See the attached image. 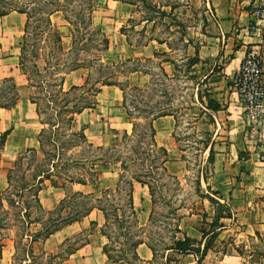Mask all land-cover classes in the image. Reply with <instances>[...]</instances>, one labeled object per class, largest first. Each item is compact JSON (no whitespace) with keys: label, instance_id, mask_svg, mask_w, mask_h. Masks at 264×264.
<instances>
[{"label":"crops","instance_id":"obj_1","mask_svg":"<svg viewBox=\"0 0 264 264\" xmlns=\"http://www.w3.org/2000/svg\"><path fill=\"white\" fill-rule=\"evenodd\" d=\"M94 2L93 21L99 8H104L106 15L112 17L99 18L104 31L109 29V23L113 21L120 23L121 27L123 21L130 20L134 13V5L128 3L116 0ZM202 4L206 27L203 41L197 47V58L201 66L208 67L210 71L215 67L219 69V72L213 75L214 81L225 86L229 84V87H225L228 90L224 101L226 109L222 111L225 116L224 124L228 125L223 129L226 130L224 133L228 138L217 144L210 143L214 154L213 170L210 178H200V183L198 182L206 189L201 202L193 209L175 208L174 240L182 241L188 238L194 242V247H199V252L182 254L166 250L167 253L160 260L161 264H264V169L260 168L264 167V107L257 118L248 116L240 104L237 92L230 84L247 50L257 48L262 69L261 84L264 88V21L253 17L256 7L264 8V0H202ZM110 9L115 13H111ZM25 22L26 16L18 12H10L0 17V83L9 82L18 96L11 108L0 107V136L6 134L0 149V191L8 188L7 176L14 167L16 155L36 147V106L27 98L30 86L27 76L19 66ZM50 24L54 35L60 37L64 49L70 50V27L62 13H52ZM251 25L256 29L250 30ZM122 29L111 32L108 38L106 36L108 49L105 59H110V55L120 56L125 51L128 53L125 59L143 55L142 50L127 44ZM87 75L88 70L84 68L69 73L64 79L63 89L66 91L73 86H82ZM66 85L68 86L65 89ZM123 110L122 92L115 86H103L96 98L95 107L85 110L97 114L95 117L90 114L94 120L81 129H76L77 117L85 112L83 111L75 118L74 131H83L88 143L96 147L117 146L124 134L131 130ZM36 123L40 125L38 117ZM152 126L156 145L167 151V161L164 165L167 173L180 178L184 174V164L171 154L175 145L172 138L175 127L173 116L157 118L152 122ZM39 131L35 145H38ZM118 164L99 166L108 170L111 175L114 173L115 178L109 182L102 178L101 172L94 185L66 184L62 188H54L49 182H44L37 194L41 207L46 212H52L61 200L73 194L98 195L103 190L113 191L121 173ZM245 165L249 166V174H244L240 169ZM136 201L142 205L139 209L136 208ZM132 203L138 226L144 230L151 203L146 186L133 183ZM217 203L227 210L229 217H221ZM146 205L148 210L145 209ZM138 210L145 218L142 224ZM87 218L90 227L96 224V232L89 236L88 241L68 252L61 264H126L113 263L103 253V246L107 244V238L102 234L105 218L98 209H93L80 221L64 226L45 241L74 224L78 226L77 231L85 229L83 220ZM205 246L206 253L202 254ZM136 255L137 261L134 264L156 262L154 252L144 240L137 246Z\"/></svg>","mask_w":264,"mask_h":264},{"label":"rangeland","instance_id":"obj_2","mask_svg":"<svg viewBox=\"0 0 264 264\" xmlns=\"http://www.w3.org/2000/svg\"><path fill=\"white\" fill-rule=\"evenodd\" d=\"M69 1L61 0V4L67 10V15L73 24L72 28L81 31V28L87 24V12L76 4L68 5ZM130 1L135 2L134 13L130 20L123 21L121 27L120 23L113 21L109 23L107 31L103 30L102 24L98 21L99 18H112L106 15L104 8L96 10L97 13L94 15L96 19L93 24L94 27L102 29L107 38L111 32L123 28L127 44L143 51L142 56L128 59H125L128 54L126 51L120 56L110 55V59H105L102 62L123 64L122 67L113 68L115 76L112 80L125 91L126 108L123 112L131 125V130L127 134V138L124 141L122 139L117 145L118 150L113 151L127 163L124 172L126 179L141 176L152 184L154 201L150 203V215L141 238L153 250L156 259L155 264H161L160 259L167 253L165 252L166 249L172 247V237H174L173 232L175 231V208L193 209L201 202L206 189L198 182L200 183V178H210V173L213 170L214 154L213 163H210L208 159L210 143L217 144L222 142L224 138H228L224 133L226 130L223 129V127L227 128L228 125L224 124L225 116L222 111L226 109L224 101L228 90L225 87H229V84L225 86L214 81L213 75L219 72V69L215 67L210 71L211 69L208 67L201 66L197 58V47L203 41L206 27L202 0ZM39 2L40 0H0V9L2 6L18 8L33 16L24 48V68L27 76L31 79L29 85L33 86L34 81L39 83L43 77L47 82L52 79L57 80L60 77V74L50 76L44 74L42 68L45 67V63L49 61L51 64H62L74 56V54H69V58L61 57L59 53L54 52L52 56L56 58L47 57L45 47L52 46L49 40H52L55 35L54 32L52 36L41 35L40 33V24L37 22L38 25L36 21L45 9H42ZM52 2L58 3L57 0H52ZM50 7L51 5L48 6V8ZM110 11L115 13L113 9ZM100 39L98 36L96 43H99ZM84 40L77 42L76 50L92 46L91 42ZM92 53L97 52L93 51ZM80 56V58H86L85 54ZM196 60L197 63L194 64ZM34 66H37L38 74L34 73ZM132 70H136V72L130 73ZM106 73L107 70L104 71V74ZM97 76L95 74L94 78ZM135 86L143 89V91L133 90ZM231 88L234 89L233 86ZM36 95L34 88L30 87L27 95L28 100ZM208 98L217 103L216 110L207 107ZM14 99L15 93L11 84L9 82L0 83V106L8 104ZM161 108H164V112L171 114L175 120V127L172 132L175 145L171 154L184 164V174L178 179L171 174H169L170 177L164 176L160 169L159 152L154 149H151V153L149 152L148 120L152 117L151 114H156V111ZM42 112H46L42 114V118L51 120L47 117V113L50 114L48 111L43 110ZM90 114L95 117L96 113L85 111L77 117L76 129L79 130L94 120ZM36 122L37 117L34 119L35 150L38 148V145H35V140L41 128ZM107 148L110 147H103V149ZM72 154L73 152L68 151L63 158H76ZM20 156H24L25 160L20 163L19 169H15L11 174V186L8 185L6 190L0 191V264H61L62 258L66 257L68 252L89 240V236L96 232V224L90 227L87 218L83 220L84 225H86L85 229L77 231L78 226L74 224L70 228L67 227L57 232L45 241L43 235L46 232V227L52 228L54 226L53 220L60 223L62 218L67 217L68 210L65 209L61 214L38 213L35 211V204L28 193H17L24 177L27 179L30 174L28 171L34 172V169L36 170L34 159H31L28 154L25 155V150L19 152L15 160L17 161ZM109 156H111V151L104 152L94 149H89L87 154L81 155L83 158L103 159ZM41 159L39 153L38 160ZM43 160L42 166L48 167L49 155L45 156ZM55 163L60 164V162ZM248 168L249 166L245 165L240 169L244 174H249ZM260 168L264 169L263 166ZM97 171L101 172L102 178L108 182L115 178L114 173L111 175L108 170L102 167L97 166ZM74 172L85 174L80 169L74 170ZM174 178L176 179L174 180ZM102 185L104 184L102 183ZM208 192L212 193L210 190ZM93 204L96 203L93 202ZM103 204L106 208L111 209L116 205L119 206L118 208H124L127 200L122 195ZM140 206L142 205L136 201V208L139 209ZM77 209L83 211L85 206L81 204ZM145 209H149L148 205ZM117 216V212L116 215L112 213L110 220L116 221ZM144 219V215L139 212L141 224ZM29 221H34V223L28 225L27 222ZM110 230H113L114 234L119 233L112 226ZM39 231H41V236L33 238L32 236ZM33 239L38 240V242H32ZM121 240L117 239L118 242L123 241Z\"/></svg>","mask_w":264,"mask_h":264},{"label":"trees","instance_id":"obj_3","mask_svg":"<svg viewBox=\"0 0 264 264\" xmlns=\"http://www.w3.org/2000/svg\"><path fill=\"white\" fill-rule=\"evenodd\" d=\"M64 1V0H63ZM122 3H128L135 5L134 1L128 0H116ZM57 4H54L52 0H40L43 12H41L40 18L36 23L40 26L41 35H51L53 33V28L50 24V15L54 12H61L64 20L70 27L71 33V49L69 52H66L60 37H53L52 40H49L52 43V46L49 45L45 47L47 49V57H53L52 54L59 53L61 57L69 58V54H74L68 61H64L62 64L53 63L49 61L45 63V67L42 68L44 74L48 76L52 74H60V77L52 79L49 82L43 79L38 83L34 81V86L29 85L31 88H34L37 95L34 98H31V102L36 106V114L38 121L41 125V129L38 135V148L25 151V155L28 154L31 159H34V172L29 170L30 174L26 179L24 177L22 184L19 186L17 193H28L32 198L35 206L34 209L36 212L43 214H61L65 209L68 210L66 218H62L61 222L58 223L55 220L52 221L54 225L52 228L46 227V232L43 235V239L46 240L50 235L60 230L66 225L80 221L83 217L87 216L93 209L100 210L105 218V224L102 229V234L107 238V244L103 246V253L106 255L109 261L113 263L124 262L126 264H134L137 261L136 248L139 244L143 242L141 236L143 234V229L138 226L137 216L133 208L132 203V187L133 183H139L142 186H146L151 197V202H153L154 191L152 184L141 176L130 177L126 179L124 172L126 170V162H124L118 154H115V150H118V146L110 147L107 149L93 147L92 144L88 143L85 133L83 131H74V122L76 116L81 114L85 110H89L95 107L96 98L101 91L103 86H115L119 88L123 96V107L126 108V94L124 89L112 79L115 76V71L113 68L122 67L121 64H110L108 62L103 63L105 60V53L108 49V40L106 35L100 28L94 27L93 24V11L95 7L94 0H70L68 5H78L79 7L84 8L87 12V24L81 28V31H76L72 28V22L67 15V10L61 4V0H57ZM54 4V5H53ZM51 5L50 8L48 6ZM148 5V4H146ZM10 12L22 13L26 16V22L24 25V38L21 45L20 56H19V66L21 71L27 76V73L24 68V53H25V44L26 37L28 35V30L30 22L33 19V16L29 12L24 11L18 8H11L7 6H2L0 9V17L6 15ZM82 15V14H81ZM122 29V33H123ZM82 36V37H81ZM100 36L99 43H96L97 37ZM83 38H86L85 40ZM91 42L92 46L86 48H78L76 50L77 42ZM94 40V41H93ZM95 45H97L95 47ZM93 51L97 53H92ZM81 54H85L86 58H80ZM197 59V58H196ZM197 63V60L194 64ZM37 66H34V73L38 74ZM84 68L88 70V75L82 86H73L68 90L63 89V82L69 73L79 69ZM109 69H111L109 71ZM107 70V73L104 74V71ZM58 72V73H52ZM136 70L130 71V73H135ZM98 75L97 78H94V75ZM28 82L31 80L27 76ZM11 88L14 90V86L11 85ZM133 90L143 91V89L138 87H133ZM15 99L8 104L1 105V108L9 109L18 100V96L14 90ZM217 103L211 99H207V107L212 110H216ZM43 110L48 111L47 117L51 120H46L42 118ZM164 108H161L156 111V114H151V118L148 120V129H149V140H150V150L151 153L154 149L159 152L158 157L161 158L160 169L162 174L166 177H170L166 171L165 163L167 161V151L156 145L154 136L155 131L152 126V122L160 117L172 116L164 112ZM134 132V127H133ZM6 134L0 136V149L2 148L5 141ZM127 138V134H124L123 141ZM51 148V149H50ZM89 149H94L96 151H111V156L108 158H93V157H81L82 154H87ZM114 150V151H113ZM53 151V152H52ZM73 152L72 156L76 158L66 159L64 155L66 152ZM41 154L42 159L38 160V154ZM49 155L50 161L48 162V167L42 166V161L44 157ZM114 155V156H113ZM64 159V160H63ZM209 162L213 163V151L210 149L209 152ZM25 160L24 156H20L14 164V169L10 170L7 176L8 185L11 186V174L15 169H19L20 163ZM30 161V159H29ZM31 162V161H30ZM60 162V164L55 163ZM110 163H119L121 174L118 178V183L116 188L113 191L103 190L95 194L84 195L81 193H76L68 198H65L60 201L57 207L52 212H46L41 207L38 201V191L41 189V186L44 182H49L50 185L54 188H62L66 184H80L94 185L99 178V172L97 171V166L107 165ZM96 168V169H95ZM82 170L85 174H78L74 170ZM176 178H174L175 180ZM124 196L127 200V204L124 208H118L119 206H114L113 209L106 208L105 204L108 201L116 199V197ZM17 196H19L17 194ZM95 202L96 204H93ZM66 204V205H64ZM83 204L85 209L80 211L77 209ZM99 204V205H98ZM102 204V205H101ZM217 207L220 211L221 217H229L227 210L217 203ZM117 216V222H112L110 217L112 213ZM33 222H27L31 224ZM117 223V224H114ZM111 226L115 228V231H118V234H114L113 230H110ZM45 229V228H44ZM43 230V229H42ZM41 236V231L34 234L32 237L39 238ZM117 239H122V242H118ZM172 247L167 248L166 250H173L177 253H198L199 247H194V242L188 238H184L182 241L174 240L172 237ZM32 242H38V240L33 239ZM118 246V247H117ZM151 249V247L148 245ZM152 250V249H151ZM207 246L202 250V254H205ZM153 251V250H152ZM65 258V257H64ZM62 258V260L64 259Z\"/></svg>","mask_w":264,"mask_h":264},{"label":"built area","instance_id":"obj_4","mask_svg":"<svg viewBox=\"0 0 264 264\" xmlns=\"http://www.w3.org/2000/svg\"><path fill=\"white\" fill-rule=\"evenodd\" d=\"M253 17L264 21V8L256 7ZM255 29V26H250V30ZM259 56L257 48H249L232 79L233 88L238 94L242 108L252 118H257L264 107V88L261 84L262 69Z\"/></svg>","mask_w":264,"mask_h":264}]
</instances>
